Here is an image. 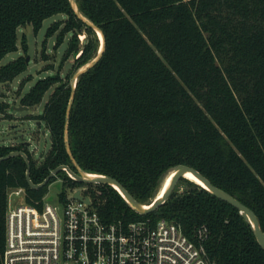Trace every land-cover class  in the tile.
Masks as SVG:
<instances>
[{
    "label": "trees",
    "instance_id": "trees-1",
    "mask_svg": "<svg viewBox=\"0 0 264 264\" xmlns=\"http://www.w3.org/2000/svg\"><path fill=\"white\" fill-rule=\"evenodd\" d=\"M75 1L105 36L100 60L77 80L69 117V143L80 167L118 180L137 201L151 205L166 177L187 165L252 209L264 232V0ZM57 14L66 19L48 35L60 32L58 47L72 34L65 58L73 56L76 64L67 81L57 73L21 98L24 107H35L53 90L44 112L34 117L49 129L51 148L36 163L24 143L0 147V158L13 151L29 156L35 184L61 165L76 171L65 142L72 79L98 56L101 39L71 0H0V62L18 50L21 26L32 24L37 32ZM22 45L27 52L26 37ZM29 65L20 56L0 67V81H14ZM8 108L0 103V112ZM27 169L20 155L0 160V264L9 191L25 188L26 202L40 208L56 180L33 189ZM67 179L64 187L82 185ZM90 187L108 223L166 219L191 239L206 226L204 245L217 264H264L251 222L196 182L182 178L147 215L111 185Z\"/></svg>",
    "mask_w": 264,
    "mask_h": 264
},
{
    "label": "built area",
    "instance_id": "built-area-1",
    "mask_svg": "<svg viewBox=\"0 0 264 264\" xmlns=\"http://www.w3.org/2000/svg\"><path fill=\"white\" fill-rule=\"evenodd\" d=\"M67 174V182L76 181ZM90 185L96 184L65 187L61 207L45 199L40 208L30 205L25 188L11 189L2 264H217L204 245L206 226L191 239L166 219L108 223ZM67 189H73L71 196ZM77 191L82 199L75 198ZM13 194L24 195L25 202L11 205Z\"/></svg>",
    "mask_w": 264,
    "mask_h": 264
},
{
    "label": "rangeland",
    "instance_id": "rangeland-1",
    "mask_svg": "<svg viewBox=\"0 0 264 264\" xmlns=\"http://www.w3.org/2000/svg\"><path fill=\"white\" fill-rule=\"evenodd\" d=\"M65 19L63 14L47 18L37 32L32 24L21 26L18 29V50L7 54L0 62V67H2L20 56L30 57L28 69L17 76L14 81L9 83L0 81V103L9 104L6 112H0V147L29 142L28 149L36 163H41L42 155L50 150L51 136L45 122L40 124L34 117L44 112V106L53 90L46 93L41 104L27 109L21 104V98L41 79L59 73L63 80H68L67 75L76 64L73 56L65 58L72 34H67L63 43L58 47L56 44L60 32L48 35V31L54 23ZM24 37L27 39V52L23 50ZM79 39L80 42H83L86 37L80 35ZM66 176L68 174L65 170L56 175V180L49 185V191L44 197L47 202L61 207L59 196L64 192ZM77 187L78 185L74 189ZM184 188L185 185H181L180 189ZM72 190L67 189L68 196L72 195ZM23 202H25L24 195L13 194L10 196L11 205Z\"/></svg>",
    "mask_w": 264,
    "mask_h": 264
},
{
    "label": "water",
    "instance_id": "water-1",
    "mask_svg": "<svg viewBox=\"0 0 264 264\" xmlns=\"http://www.w3.org/2000/svg\"><path fill=\"white\" fill-rule=\"evenodd\" d=\"M71 4H72V7L75 10L76 14L79 16V18H81L83 21H85L86 23L91 25L98 32V34L101 33L102 37H103V39L101 40V49L99 51L98 56L93 61H91L89 64L84 66L83 69H80L74 75V77L72 79L73 90H72L71 99H70V102H69V105L67 108L66 124H65V142H66L67 151L70 155L73 166L76 168V171H74L69 165H61V166L57 167L56 169H54L53 171H51L49 176L42 183L35 184L32 181L31 174H30L31 162H30L29 156L24 151H13L10 154H8L6 157L0 158V160H3L5 158L11 157V156H17V155L24 157V159L27 163V166H28L27 180H28L29 185L33 189H41V188L45 187L53 177H55L58 173H60L61 171H64V170L71 173L76 178V181L81 183V184H108V185H111L114 188H116L122 194V196L127 200V202L130 204V206L133 209H135L138 213H140L141 215H147L149 213H152L155 210H157L161 205H163L167 201V199L170 197L171 193L173 192V190L175 189L177 184L181 181V179L185 178L184 174L186 172H191L202 182V184H203V185H201L202 187L211 191L219 199H221L225 202H228L229 204L236 207L244 215V217L251 222V224L254 228V231H255L256 238H257L258 242L260 243V245L264 248V232L261 229L259 219H258L257 215L255 214V212L252 209H250L248 206L243 204L241 201H239L237 198L232 196L231 194H229L226 191H224L223 189L215 186L208 178H206L203 174H201L199 171H197L196 169H194L192 167H189L187 165H179L172 172L173 178L171 180L169 187L166 189L165 192L158 194V196L153 201L152 206L141 204L139 201H137L118 180H116L112 177L104 176V175H100L99 177H90L80 167V165L78 164L77 160L75 159V157L72 153L70 143H69V117H70L71 109H72V106H73V103L75 100V89H76L77 80L83 72H85L88 68L92 67L94 64H96L100 60V58L103 54V51L105 50V36L103 34V31L98 26H96L93 22H91L88 18H86L85 16H83L81 14L75 0H71ZM29 61H30V57L27 58V63H29ZM27 108L28 107H25V109H27ZM24 144L28 147L30 146L29 142L24 143ZM42 157H43V155H42ZM75 198L82 199L83 197L81 196L80 192L77 191L75 193ZM85 200L88 203L90 202L89 198H86Z\"/></svg>",
    "mask_w": 264,
    "mask_h": 264
},
{
    "label": "bare ground",
    "instance_id": "bare-ground-1",
    "mask_svg": "<svg viewBox=\"0 0 264 264\" xmlns=\"http://www.w3.org/2000/svg\"><path fill=\"white\" fill-rule=\"evenodd\" d=\"M99 36H100V38H101V40H102L103 37H102V34H101V33H99ZM81 69H83V67H82ZM88 176H90V177H99L100 175H99V174L89 173ZM184 177H185L186 179H188V180H191V181H193V182H196V183L199 184V185H203L202 182H201V181H200V180H199V179H198L193 173H191V172H186V173L184 174ZM172 178H173V173H170V174L166 177V179L164 180V182H163V184H162V187H161V190H160L159 194H160V193H163V192L166 191V189L169 187V185H170V183H171ZM161 182H162V181H161ZM152 205H153V203L151 204V206H152Z\"/></svg>",
    "mask_w": 264,
    "mask_h": 264
}]
</instances>
